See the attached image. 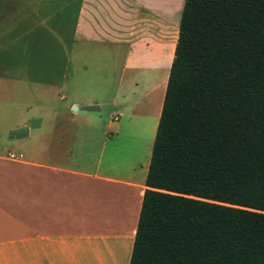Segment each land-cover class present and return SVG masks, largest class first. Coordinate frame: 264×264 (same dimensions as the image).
I'll return each instance as SVG.
<instances>
[{
    "label": "crops",
    "instance_id": "0c3cea01",
    "mask_svg": "<svg viewBox=\"0 0 264 264\" xmlns=\"http://www.w3.org/2000/svg\"><path fill=\"white\" fill-rule=\"evenodd\" d=\"M182 5L0 0V264L129 263Z\"/></svg>",
    "mask_w": 264,
    "mask_h": 264
},
{
    "label": "trees",
    "instance_id": "16d2710c",
    "mask_svg": "<svg viewBox=\"0 0 264 264\" xmlns=\"http://www.w3.org/2000/svg\"><path fill=\"white\" fill-rule=\"evenodd\" d=\"M128 264H264V0H183Z\"/></svg>",
    "mask_w": 264,
    "mask_h": 264
},
{
    "label": "built area",
    "instance_id": "2783aa9c",
    "mask_svg": "<svg viewBox=\"0 0 264 264\" xmlns=\"http://www.w3.org/2000/svg\"><path fill=\"white\" fill-rule=\"evenodd\" d=\"M10 159H15V157L13 156V155H11V154H9V156H8Z\"/></svg>",
    "mask_w": 264,
    "mask_h": 264
},
{
    "label": "bare ground",
    "instance_id": "6f19581e",
    "mask_svg": "<svg viewBox=\"0 0 264 264\" xmlns=\"http://www.w3.org/2000/svg\"><path fill=\"white\" fill-rule=\"evenodd\" d=\"M119 155V154H118Z\"/></svg>",
    "mask_w": 264,
    "mask_h": 264
},
{
    "label": "rangeland",
    "instance_id": "374dc122",
    "mask_svg": "<svg viewBox=\"0 0 264 264\" xmlns=\"http://www.w3.org/2000/svg\"><path fill=\"white\" fill-rule=\"evenodd\" d=\"M150 151V150H149Z\"/></svg>",
    "mask_w": 264,
    "mask_h": 264
}]
</instances>
